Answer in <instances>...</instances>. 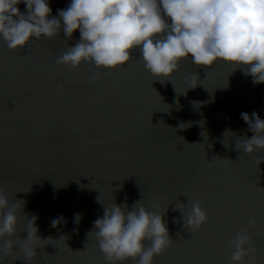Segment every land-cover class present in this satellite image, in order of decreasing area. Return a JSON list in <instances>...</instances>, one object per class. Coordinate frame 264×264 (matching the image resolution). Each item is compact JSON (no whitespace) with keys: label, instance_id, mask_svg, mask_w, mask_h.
Listing matches in <instances>:
<instances>
[{"label":"water","instance_id":"obj_1","mask_svg":"<svg viewBox=\"0 0 264 264\" xmlns=\"http://www.w3.org/2000/svg\"><path fill=\"white\" fill-rule=\"evenodd\" d=\"M69 2L49 0L52 15ZM78 38L61 32L12 51L0 40V190L19 216L17 235L0 239V264H106L93 221L103 205L138 199L167 210L172 244L153 264H229L239 230L255 248L243 264H264V149L235 148L253 135L240 114L264 119V83L233 64L197 66L190 57L161 81L139 49L127 67L56 63ZM196 200L208 222L189 240L182 213ZM33 216L41 239L25 258L19 237ZM6 239L16 245L7 253Z\"/></svg>","mask_w":264,"mask_h":264},{"label":"clouds","instance_id":"obj_2","mask_svg":"<svg viewBox=\"0 0 264 264\" xmlns=\"http://www.w3.org/2000/svg\"><path fill=\"white\" fill-rule=\"evenodd\" d=\"M21 3L23 12L18 7ZM77 30L79 38L56 63L75 68L91 62L98 68H114L129 62L131 51L139 49L145 70L161 81L190 57L197 66H212L217 61L233 64L234 70L251 76L253 84L264 83V0H70L65 8L57 9L56 16L49 0H0V40L10 50L61 32L70 40ZM196 86L193 77L189 88ZM240 117L253 135L237 139L236 150L251 154L264 149V119L256 112L251 116L242 112ZM140 201L131 207L126 202L103 205V215L93 221L89 233L94 232L106 264H123L128 259L153 264L154 257L171 246L164 216L167 210L150 211ZM63 219H53L52 226ZM182 219L183 227L194 233L208 222V214L196 200ZM35 220V216L28 219L23 229L27 237H19L25 258L35 256L38 248ZM74 221L79 223V214ZM18 224L17 206L0 190V239L15 237ZM232 245L229 264H243L245 256L255 254L244 230L236 233ZM15 246L13 239H6L5 253Z\"/></svg>","mask_w":264,"mask_h":264},{"label":"snow or ice","instance_id":"obj_3","mask_svg":"<svg viewBox=\"0 0 264 264\" xmlns=\"http://www.w3.org/2000/svg\"><path fill=\"white\" fill-rule=\"evenodd\" d=\"M6 48L9 50V51H12V50H10L7 46H6ZM121 67H127V65L125 64V65H121ZM191 233V238L189 239V240H191L192 239V237L196 234V232H190Z\"/></svg>","mask_w":264,"mask_h":264}]
</instances>
